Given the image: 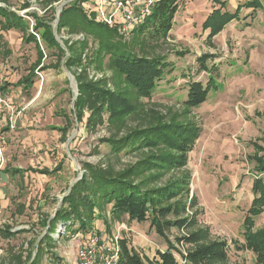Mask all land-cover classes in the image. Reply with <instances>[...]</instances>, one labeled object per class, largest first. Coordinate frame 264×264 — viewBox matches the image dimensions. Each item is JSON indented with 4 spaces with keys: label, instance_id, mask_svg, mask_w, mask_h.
Wrapping results in <instances>:
<instances>
[{
    "label": "rangeland",
    "instance_id": "1",
    "mask_svg": "<svg viewBox=\"0 0 264 264\" xmlns=\"http://www.w3.org/2000/svg\"><path fill=\"white\" fill-rule=\"evenodd\" d=\"M76 1L0 0V6L17 11L28 26L25 30L7 29L0 17V85L5 87L17 117L13 131L7 120L2 122L4 166L24 170H56L61 166L51 176L30 171L0 176V190L6 200L0 230L5 227L13 233L0 234V264H29L34 258L39 264H74L81 233L112 234L121 223L132 227L130 237L145 255L168 248L149 221H130L126 215L113 218L110 207L104 204L96 208L87 231L77 221L67 232L63 221L55 232L47 226L72 185L83 177L86 163L118 175L138 165L144 157L158 153L148 148L114 151L108 140L123 138L130 130L159 120L191 122L201 129L188 153L187 166L173 170L160 166L144 168L132 178L148 189L174 182L184 185L182 197L188 200L196 196L198 201L197 207L189 211L198 215L195 228L209 227L213 239H226L232 264H256L255 254L245 248L244 236L248 230H264V209L253 224L246 220L255 198L253 181L258 175L254 155H264V0L262 8L255 11L243 7L239 19L228 23L211 40L210 30L204 29L203 23L220 4L214 0H179L180 9L169 39L135 46L150 57L166 58L174 63V69L161 79L151 98L134 101L125 118L110 120L102 114L92 122L88 121V110L82 121L75 117L74 89L78 87L69 72L85 71L89 81H100L112 90L119 87L117 81L122 78L110 67L107 55L104 60L98 58V45L85 32L70 31L69 24L59 26L62 10ZM97 1L84 0L80 5L87 17L99 21L94 10L86 13V9L97 8ZM224 1V9L234 12L250 0ZM28 12L50 23L63 51L47 47L37 36L42 50L39 54L35 42L29 40L30 33H38L33 30L36 20ZM132 37L133 34L123 39L133 41ZM72 54L78 59H72L70 65ZM89 55L97 56L98 61L90 60ZM201 55L213 56L207 65L218 66L215 75L220 88L212 89L208 101L199 109H190L183 103L187 82L200 80L205 85L209 80L208 72L201 68ZM41 72L44 80L39 76ZM29 77L32 80L24 83ZM56 125L62 130L51 129ZM63 128H67L64 137ZM261 176L264 178L263 173ZM178 235L177 228L169 232L171 243L183 249L175 241ZM176 255L180 259L177 252Z\"/></svg>",
    "mask_w": 264,
    "mask_h": 264
},
{
    "label": "trees",
    "instance_id": "2",
    "mask_svg": "<svg viewBox=\"0 0 264 264\" xmlns=\"http://www.w3.org/2000/svg\"><path fill=\"white\" fill-rule=\"evenodd\" d=\"M82 1L84 0L73 2L62 10L59 26L69 24L70 31L85 32L87 37L92 38L98 45V58L104 60L102 58L107 55L110 67L119 73L122 80L119 79L117 81L119 87L112 90L100 81H89L85 71L81 74H74L71 71L79 89L74 101L75 117L82 121L85 111L88 110L89 122L102 114H106L110 120L123 119L128 111L132 110L134 101L142 97L151 98L159 88L161 79L175 67L174 63L168 62L162 56L150 57L138 52L135 46H141V43L146 45L160 43L169 39L180 9L179 0H157L145 21L133 29V41H125L116 27H109L103 22L87 17L80 5ZM214 1L217 5L220 4V7L214 8L203 23V28L210 30L209 40L223 31L228 23L239 19L243 7L251 9L252 12L263 5L262 0H250L231 12L224 9L226 1ZM28 13L27 15L36 20L33 30L41 35L46 46L63 51L50 23L34 12ZM0 17L3 19L2 26L7 29L25 30L28 27L25 18L10 8L0 6ZM137 39L139 41L135 42ZM29 40L35 42L41 54L37 35L30 33ZM73 52L75 54V51ZM74 54L69 59L70 65L72 59H78ZM211 57L213 56H199L202 70L207 71L209 75L207 84L204 85L200 80L187 82L188 93L183 103L190 109H199L208 101L212 89L220 88L215 75L218 66L207 65ZM89 59L98 61L97 56L89 55ZM31 80L30 77L26 78L24 83ZM63 129L64 132L67 128ZM200 132L201 129L191 122L185 124L175 120L170 122L159 120L157 123L132 129L123 138L109 139L108 143L114 151L129 152L148 148L156 149L158 153L144 157L138 165L118 175L111 174L105 167L86 163L83 177L72 185L70 192L63 198V205L50 222H47L49 231L55 232L60 221L66 224V232L68 227L73 229L76 221L81 229L87 231L96 216V208L104 204L110 207V215L113 218L126 215L130 221L138 223L149 221L150 227L163 237L168 245V248L157 250L154 255H145L138 246L133 245L130 236H124L120 240L121 255L118 264H232L229 258L230 243L226 239H213L209 227L195 228L199 223L198 215L189 211L197 207L198 201L196 196L188 200L182 197L186 191L184 185L174 182L156 189H148L132 178L144 168L154 169L160 166L173 170L187 166L188 153L193 150ZM254 160L258 175L253 181L254 202L246 217L250 224H253L254 218L264 209V178L261 176L264 174V155H254ZM60 167L59 165L56 170ZM56 170L50 171L45 168L41 173L53 174ZM174 228L180 230V235L175 237V241L183 249L171 243L169 232ZM0 234L13 235L7 228L0 230ZM244 237L245 248L255 254L256 264H264V230L256 232L248 230ZM29 264L39 263L34 258Z\"/></svg>",
    "mask_w": 264,
    "mask_h": 264
},
{
    "label": "built area",
    "instance_id": "3",
    "mask_svg": "<svg viewBox=\"0 0 264 264\" xmlns=\"http://www.w3.org/2000/svg\"><path fill=\"white\" fill-rule=\"evenodd\" d=\"M157 0H98L96 9H86V13L96 12V16L100 22L109 27H116L124 36H130L133 29L143 23L147 16L151 13ZM39 40L41 35L37 34ZM42 79L45 75L39 73ZM3 112L10 114V127L16 125L15 108L4 90L0 85V133L2 131L3 120L1 115ZM21 113V112H19ZM3 136L0 134V170L5 163L3 152ZM131 228L121 223L117 226L115 233L103 232L98 233H81L79 235V248L76 255V264H118L121 255L120 240L126 236H131ZM2 250H0V254Z\"/></svg>",
    "mask_w": 264,
    "mask_h": 264
},
{
    "label": "crops",
    "instance_id": "4",
    "mask_svg": "<svg viewBox=\"0 0 264 264\" xmlns=\"http://www.w3.org/2000/svg\"><path fill=\"white\" fill-rule=\"evenodd\" d=\"M71 78V77H70ZM11 100V99H10ZM21 110H22V112H23V110H24V108L23 107H21ZM8 116L10 117V114L8 113V112H3L2 113V115H1V118H2V120H7V123H10V121H9V119H6V118H8ZM10 126V125H9ZM61 128L62 127H60V126H53L51 129H53V130H61ZM11 129V131H13L14 129H15V127L14 128H10ZM60 133H62V132H60ZM64 135H66L65 133H62V137H64ZM45 168H47V169H49L50 171H53V170H55V168L54 169H51V168H49V167H43V169H45ZM43 169H41V170H38V169H35V168H33V167H29L27 170H24V169H21V168H9V167H3L1 170H0V176L1 177H3V175H5L7 172H10L11 173V175H13V176H16V175H18V174H24L25 172H27V171H30V172H32V173H38V174H40V175H49V176H51L52 174H47V173H41V171H43ZM17 171V172H16ZM19 171V172H18ZM56 174V173H55ZM3 194V190H0V217H2L3 216V214H4V212H3V208H4V206H6V200L4 199L5 198V196L4 195H2ZM5 228V227H4ZM131 236H132V234H131ZM130 239H131V237H130ZM132 240V239H131ZM132 242H133V245L134 246H137V241L135 240V239H133L132 240ZM74 264H76V256H75V259H74Z\"/></svg>",
    "mask_w": 264,
    "mask_h": 264
},
{
    "label": "water",
    "instance_id": "5",
    "mask_svg": "<svg viewBox=\"0 0 264 264\" xmlns=\"http://www.w3.org/2000/svg\"><path fill=\"white\" fill-rule=\"evenodd\" d=\"M68 75H70L71 78L74 77V75H72L70 72H69ZM77 90H78V92H77ZM77 90L74 89V101L76 100V98H77V96L79 94V89H77ZM74 101H73V103H74Z\"/></svg>",
    "mask_w": 264,
    "mask_h": 264
}]
</instances>
